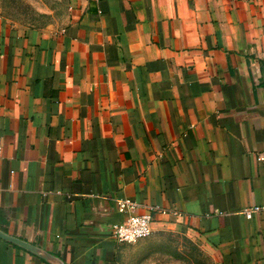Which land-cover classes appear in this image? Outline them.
Wrapping results in <instances>:
<instances>
[{"label": "crops", "instance_id": "0c3cea01", "mask_svg": "<svg viewBox=\"0 0 264 264\" xmlns=\"http://www.w3.org/2000/svg\"><path fill=\"white\" fill-rule=\"evenodd\" d=\"M0 231L63 264H154L114 203L174 209L216 264H264V0H70L0 17ZM0 264H47L0 239Z\"/></svg>", "mask_w": 264, "mask_h": 264}, {"label": "rangeland", "instance_id": "374dc122", "mask_svg": "<svg viewBox=\"0 0 264 264\" xmlns=\"http://www.w3.org/2000/svg\"><path fill=\"white\" fill-rule=\"evenodd\" d=\"M69 10L70 0H0V17L20 27H60ZM150 235L159 237L147 255L154 264H216L208 253L179 233L158 230Z\"/></svg>", "mask_w": 264, "mask_h": 264}, {"label": "built area", "instance_id": "2783aa9c", "mask_svg": "<svg viewBox=\"0 0 264 264\" xmlns=\"http://www.w3.org/2000/svg\"><path fill=\"white\" fill-rule=\"evenodd\" d=\"M0 157H1V141H0ZM139 204L128 200L118 199L114 203L116 212L123 216V220L111 227V236L116 243L132 244L138 240L148 237L153 232L155 220L154 214L161 216L178 215L174 209L164 210L157 207H146V212L137 214L134 211L139 208ZM264 211V205L248 207L241 211L242 214H250Z\"/></svg>", "mask_w": 264, "mask_h": 264}, {"label": "water", "instance_id": "95a60500", "mask_svg": "<svg viewBox=\"0 0 264 264\" xmlns=\"http://www.w3.org/2000/svg\"><path fill=\"white\" fill-rule=\"evenodd\" d=\"M0 239L31 253L32 255L38 257L39 259L43 260L47 264H63L58 258L46 253L40 248L35 247L31 244H28L12 236H9L2 231H0Z\"/></svg>", "mask_w": 264, "mask_h": 264}]
</instances>
